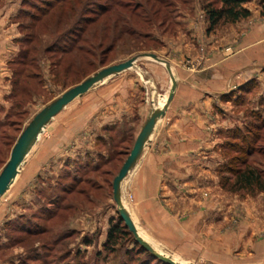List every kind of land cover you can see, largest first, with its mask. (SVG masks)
<instances>
[{
	"label": "rangeland",
	"instance_id": "obj_1",
	"mask_svg": "<svg viewBox=\"0 0 264 264\" xmlns=\"http://www.w3.org/2000/svg\"><path fill=\"white\" fill-rule=\"evenodd\" d=\"M49 1L0 0V15L5 19V28L0 32L12 30L14 34L12 54L6 56L0 70L3 76H8L5 91L0 97V177L10 161L14 146L34 117L69 89L106 67L143 53H155L174 66L197 69L203 65L199 56L209 57L210 51L203 44L205 38H211L214 33L222 36L227 27L236 24L223 23L209 32L203 10L204 0H163L162 3L157 0H132L134 7L143 4L145 8L140 9V18L131 25L136 35L123 37L104 57H100L101 51L109 46L110 41L100 45L98 39H91L85 44L81 42L87 50H94L91 51L94 57L76 52L63 56L57 52L49 53L47 49L55 46L56 39L76 15L70 19L63 16V23L59 26L58 12L56 15L52 12L48 17L45 12H40ZM89 1L92 11L88 9L84 12L87 17L94 16L93 11L110 4L112 0L85 2L89 4ZM258 2L257 16L240 20L242 27L240 31L237 29V34L246 33L264 17L261 0L255 3L251 0L245 6L255 8ZM29 14L40 16V21L33 20ZM103 19L105 17L99 22ZM25 39L29 40L26 45L21 42ZM60 43L64 46L63 41ZM24 47L31 48L28 66L15 63ZM225 51L234 53V48L228 46ZM152 62L148 58L140 59L138 67L97 85L77 98L47 125L38 140H34L16 177L0 197V264H165L143 251L128 229L127 233L117 237L116 245L108 246L106 242L112 223L118 222L120 217L113 199V181L142 127L139 125L138 103L147 92L144 87L148 91L154 89L150 74L146 76L144 71ZM142 63L147 65H139ZM69 65L70 70L65 72ZM15 79L19 80L17 85H14ZM5 92L7 94L4 95ZM147 96L150 105H155L156 102L150 100L152 95L147 93ZM117 100L122 103L115 104ZM240 101L237 110L243 113V117L246 113L247 117L250 109L245 101ZM107 104L112 106L110 109L124 111L125 117L118 124L101 127L91 120V116L105 109ZM257 107L253 112L261 110L260 104ZM245 119L237 123L233 130H244L257 122L250 116ZM88 122L92 133L80 136L85 140V148H80L63 170L69 169L70 175L62 176L61 171L54 177L37 179V146L57 139L62 133L60 130L82 127ZM241 138H231V142L242 144ZM252 140V147H247L253 150L250 155L230 153L228 156L222 148L221 167L230 157L247 159L249 166L262 171L264 182V127L254 128ZM228 141L227 137L224 145ZM221 167L218 179L214 181L215 186H212L211 180L206 181L199 200L181 202L180 198L160 199L165 207V227L161 225L160 211L157 214L155 209L151 219L157 220V229L148 227L145 220L135 216V198L130 182L132 172L122 185L124 204L132 214L139 233L158 252L182 264H264V187L240 188L242 185H236V174L221 173ZM243 167L235 165V168ZM75 175L77 183L73 181ZM69 186L74 187L71 194L64 193L63 189ZM42 193L46 200L40 198ZM49 196L52 200L58 196L61 200L57 203L61 205L51 207ZM64 196L66 199L62 204ZM184 202L186 208L193 211L188 215L180 212ZM197 202L199 215L196 214ZM50 207L52 211L49 214L46 209ZM201 210L203 225L199 223L197 228L202 219ZM53 213L55 215L51 217ZM191 218L193 222L184 229L180 222Z\"/></svg>",
	"mask_w": 264,
	"mask_h": 264
},
{
	"label": "crops",
	"instance_id": "obj_2",
	"mask_svg": "<svg viewBox=\"0 0 264 264\" xmlns=\"http://www.w3.org/2000/svg\"><path fill=\"white\" fill-rule=\"evenodd\" d=\"M246 7L252 13L250 17L257 16L259 2L255 8ZM3 21L5 19L0 18V29L5 28ZM241 27L242 23L237 22L227 27L228 29L222 32L224 33L222 36L214 33L211 38H205L203 44L207 45L210 51L209 57L199 56L203 65L197 69L174 66L168 61L172 66L178 87L165 117L158 122L151 142L132 171L130 181L135 198V216L141 221L145 220L147 226L152 229H157V220L151 219L154 209L157 214L160 211L159 215L162 219L164 217L165 207L160 199L180 198L181 202L187 199L199 200L206 181L211 180L212 186H215L214 181L218 179L222 164L220 152L224 141L236 124L257 110L258 104L264 99V17L256 21L246 33L237 34V29L240 31ZM11 31L0 32V70L6 56L13 51L11 40L14 34ZM228 46L234 48V53L225 51ZM152 63L148 66L144 63L139 64L148 67L144 71L146 76L150 74L154 84V89L150 88L149 91L144 87L147 92H144L145 95L138 103L139 125H142L140 131L153 110L163 105L171 86L170 76L164 65L156 61ZM137 65L138 62L135 67H138ZM7 77L0 73V97L5 91ZM147 93L152 95L150 100L156 102L155 105H150L151 101H147L149 98ZM241 99L250 109L247 117L246 113L243 117V113L237 110V104ZM117 103L122 102L117 100L115 104ZM110 108L112 106L107 104L105 109L95 112L91 120L101 127H109L124 119V111L121 113L119 109ZM88 124L60 130L62 133L59 131L61 135L57 139L54 138L49 143L37 146V179L54 177L59 172H63L66 163L77 155L80 148H85L83 146L85 140L83 141L84 138L80 136L92 133L90 128L92 126ZM198 203L196 214L199 215ZM182 206L180 212L184 215L193 212L186 208L185 202ZM200 214L202 219L197 223V228L203 225L202 210ZM132 219L134 220L133 217ZM162 219L161 225H164ZM198 219L197 217V221ZM192 222L193 218L180 223L184 228Z\"/></svg>",
	"mask_w": 264,
	"mask_h": 264
},
{
	"label": "trees",
	"instance_id": "obj_3",
	"mask_svg": "<svg viewBox=\"0 0 264 264\" xmlns=\"http://www.w3.org/2000/svg\"><path fill=\"white\" fill-rule=\"evenodd\" d=\"M85 1L86 0H50L47 4H45V8H41L40 12H45L44 15L46 17H48L52 12L55 15L58 12L59 26H61V24L63 23L61 20L63 16H67L70 19L72 15H76L74 16L72 23L70 22L71 24L69 23L66 25V29L64 28V32H62L63 34L60 32L62 35H60V37L56 39L55 46L49 47L47 49V52H57L62 54L63 56L71 55L73 52H76L78 54L83 53V55L86 54L89 57H94L95 54L91 52L93 49L89 48V50H87L88 48L86 49L84 45H81V42L85 44L89 41H92L91 39H98L100 45H102L103 42L109 40V46L102 50L100 54V57H104L113 49L114 44L119 42L123 37L136 35V30H133L131 25H134L137 19L140 18V9L144 8L143 4L134 7L132 4V0H110V4L102 5L100 6L99 10L93 11L95 12L94 16L87 17L85 16L84 12L88 11V9L92 11V8H90L92 3L91 1H89L90 3L88 4ZM157 1L162 3L163 0ZM250 1L251 0H204L203 10L208 22V31L211 32L223 23L234 24L242 19L249 18L251 16V11L245 5ZM261 2L264 5V0H261ZM78 10L79 12L77 13ZM30 15L32 16L33 20L40 21V16L38 18V16L29 14V16ZM103 17H105V19H103L102 22H99ZM28 41V39L27 41L26 39L21 40L22 44H24L25 42V45L29 43ZM31 41H33V39ZM61 41H63L64 46L61 45ZM32 51H35V49H32ZM30 52L31 48H21L20 52L17 55V60H15L17 62L15 63L22 66H28ZM70 67L71 66L69 65L66 68L65 72H68L70 70ZM16 75L17 72L14 73V76ZM18 82L19 80L15 79L14 85H17ZM260 109L261 110L250 114V117L256 118L257 122L251 123L250 125L246 126L244 130L236 129L230 131V134L228 136L229 141L226 142V145H224L223 147L228 156L230 153H243L247 155H250L252 153L253 150L251 148L247 149V147H252L254 128L257 129L259 126L264 127V99H262V101L260 102ZM235 137H242L241 140L243 141V143L239 145H235L234 143H232L231 138ZM235 159L236 158L230 157L229 160H227V162L221 167V173L236 174V185H242V187L240 188H252L256 186L260 189L263 188L264 182H262V171L254 166H249L247 159ZM236 164L244 167L235 168ZM68 170L69 169H66L65 172L63 171V173L65 174L62 173V176H69L70 170ZM75 177L76 175L73 176V181L74 183H77L78 181ZM73 188L74 187L70 188L69 186L63 189V192L66 194H71ZM43 195L44 194L42 193L40 198L42 200H46L45 196ZM47 198H49L48 200L51 207H58L61 205L60 203H57L61 200H58V196L54 198V200H52L53 198H50V196ZM65 199L66 197L64 196L62 199V204ZM51 207L46 209L49 214L52 211ZM43 210H45V208H43ZM54 215L55 214L53 213L50 216L52 217ZM127 229L128 228L126 227L124 221H122L120 217L118 219V222L112 223L107 235L106 242L108 246L109 244L116 245L117 237L122 233H127ZM136 244L139 245L143 251L156 258L150 252L145 250L140 244H138L137 242ZM156 259L160 262H163L158 258Z\"/></svg>",
	"mask_w": 264,
	"mask_h": 264
},
{
	"label": "water",
	"instance_id": "obj_4",
	"mask_svg": "<svg viewBox=\"0 0 264 264\" xmlns=\"http://www.w3.org/2000/svg\"><path fill=\"white\" fill-rule=\"evenodd\" d=\"M148 58L158 63L163 64L170 76L171 86L168 93V96L163 103V105L157 106L151 115L148 117L145 125L138 134L134 146L124 162L122 168L120 169L117 176L113 181V199L117 206V211L122 221H124L126 227L133 234L136 242L140 244L145 250L150 252L159 260L167 264H182L181 262L176 261L173 257L167 256L161 252H158L140 233L134 220L131 217L130 212L123 201L122 195V185L125 179L129 174L136 168V165L140 158L142 157L146 147L151 142L152 135L156 130V126L160 120H162L171 101L174 98L176 89L178 87V82L174 76L171 64L160 58L155 53H143L137 56L130 58L127 61H124L119 64H115L109 67H106L99 72L95 73L93 76L87 78L82 83L74 86L73 88L66 91L61 97L52 102L49 106L41 110L30 123L28 128L23 132L16 145L14 146L11 158L7 164L3 174L0 177V197L6 191L9 184L16 177L18 170L22 164L23 158L26 155L27 150L34 143V140H38L44 129L49 123L70 103L75 101L77 98L85 95L91 89L96 87L99 84L104 83L105 81L112 79L120 75L121 73L132 69L135 67L137 62L140 59Z\"/></svg>",
	"mask_w": 264,
	"mask_h": 264
}]
</instances>
